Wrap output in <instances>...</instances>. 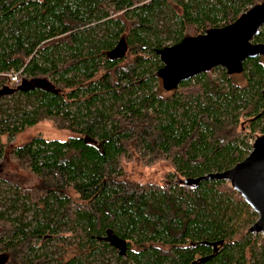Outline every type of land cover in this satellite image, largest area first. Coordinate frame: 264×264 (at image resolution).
<instances>
[{
	"label": "trees",
	"instance_id": "trees-1",
	"mask_svg": "<svg viewBox=\"0 0 264 264\" xmlns=\"http://www.w3.org/2000/svg\"><path fill=\"white\" fill-rule=\"evenodd\" d=\"M262 2L0 0V137L42 122L73 135L9 152L39 185L13 186L10 208L0 196V264H264V238L248 233L257 216L230 184L180 183L243 161L244 120L264 135L263 58L245 61L244 86L216 68L166 97L156 54ZM134 162L173 174L133 182ZM60 231L75 246L67 263L38 246Z\"/></svg>",
	"mask_w": 264,
	"mask_h": 264
},
{
	"label": "water",
	"instance_id": "water-1",
	"mask_svg": "<svg viewBox=\"0 0 264 264\" xmlns=\"http://www.w3.org/2000/svg\"><path fill=\"white\" fill-rule=\"evenodd\" d=\"M263 26L264 0L230 25L210 29L203 35L158 50L156 54L162 67L157 76L162 90L171 93L183 82L216 68L224 69L228 75L242 73L246 60L264 57V44L253 43ZM209 181L230 184L257 216L248 233L264 238V135L255 138L250 154L233 168L184 179L180 183L196 189L202 182Z\"/></svg>",
	"mask_w": 264,
	"mask_h": 264
},
{
	"label": "rangeland",
	"instance_id": "rangeland-1",
	"mask_svg": "<svg viewBox=\"0 0 264 264\" xmlns=\"http://www.w3.org/2000/svg\"><path fill=\"white\" fill-rule=\"evenodd\" d=\"M264 61V58H263ZM232 80L237 82L239 85H245V79L243 78V74H235L232 76ZM13 80V79H12ZM16 82V81H14ZM159 88L162 91L161 81L158 82ZM163 92V91H162ZM171 93L163 92V96H169ZM248 121H245L241 125V132L248 136L247 142L249 144L253 138L252 134L248 130ZM35 137H41L44 140H57V141H66L69 138L73 137V135L69 132L65 131H57L56 128L49 122H42L35 127L26 129L23 133L18 134L15 137H0V144L3 146V154L0 158V180H4L5 183H1L0 185V196L3 198V209L10 208L11 199L13 198L10 189L13 186H17L20 189H35L38 187V180L34 179L29 173L24 171L19 167L18 164L12 162L8 156L9 152L12 149L21 147L31 141V139ZM124 171L129 180L133 182H138L142 184H158L163 186L167 179L166 177L173 174L172 168L166 163H158L154 164L150 167L143 166L140 162H134L130 164H125ZM20 212L16 211L15 215L17 216ZM14 215V216H15ZM26 221H30L31 213H27L24 215ZM66 230H69L66 227ZM59 232L57 236H52L44 245L43 241L38 243V246H43V252H47L51 255H54V258L57 260L62 259V263H67L72 257H74V245H70L72 242V237L68 236V238L64 240V236L66 233ZM63 238V239H60ZM248 256V255H247ZM113 261L112 257L107 256L105 259ZM114 262V261H113ZM94 264H99L98 262H94ZM116 264V263H112Z\"/></svg>",
	"mask_w": 264,
	"mask_h": 264
},
{
	"label": "built area",
	"instance_id": "built-area-1",
	"mask_svg": "<svg viewBox=\"0 0 264 264\" xmlns=\"http://www.w3.org/2000/svg\"><path fill=\"white\" fill-rule=\"evenodd\" d=\"M13 80H15V78H13ZM254 140L249 142V146L251 147V151H252V146H253Z\"/></svg>",
	"mask_w": 264,
	"mask_h": 264
},
{
	"label": "flooded vegetation",
	"instance_id": "flooded-vegetation-1",
	"mask_svg": "<svg viewBox=\"0 0 264 264\" xmlns=\"http://www.w3.org/2000/svg\"><path fill=\"white\" fill-rule=\"evenodd\" d=\"M262 58H264V57H262ZM232 76H234V75H231V77H232ZM171 93H172V92H171Z\"/></svg>",
	"mask_w": 264,
	"mask_h": 264
}]
</instances>
